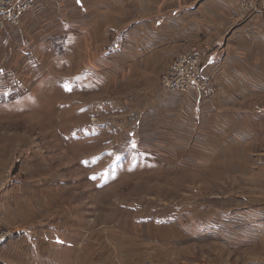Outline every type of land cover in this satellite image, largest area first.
<instances>
[{"label":"rangeland","instance_id":"rangeland-1","mask_svg":"<svg viewBox=\"0 0 264 264\" xmlns=\"http://www.w3.org/2000/svg\"><path fill=\"white\" fill-rule=\"evenodd\" d=\"M39 21L0 27V184L39 171L41 181L57 187L55 201L73 209L75 230L52 229L51 263L81 264L87 247L99 254L104 245L115 246L112 234L136 231L142 241L127 250L130 256L122 251L117 264H253L250 248L203 235L199 218L247 202L264 205L263 167L254 159L264 157V92L249 98L241 113L260 154L240 160L232 153L253 155L248 143L188 149L179 126L151 123V103L167 95L163 70L147 73L133 65L136 56L123 53L102 62L99 52L91 59L99 65L87 72L78 62L91 58L90 46L41 49L54 28ZM22 35L39 46L30 54L36 60L28 59ZM173 112L174 119L179 113ZM236 167L241 177L229 172Z\"/></svg>","mask_w":264,"mask_h":264},{"label":"crops","instance_id":"crops-1","mask_svg":"<svg viewBox=\"0 0 264 264\" xmlns=\"http://www.w3.org/2000/svg\"><path fill=\"white\" fill-rule=\"evenodd\" d=\"M236 1L37 0L36 10L25 15L22 26L37 25L39 19L44 18L47 25L54 28L41 49L57 46L56 49L70 51L80 47L77 44L86 43L90 46L91 58L86 60L85 57V64L81 60L78 63L85 65L87 72L99 65L91 59L95 55L98 57L100 52L103 57L98 59L102 62L120 53L134 55L137 57L134 66L142 65L147 68V73L152 67L157 73L165 71L178 55L193 45L210 43L213 51L206 64H217L207 70L217 87L212 101L203 103L195 94L166 93L165 101L151 103V123L165 121L166 129L179 126L188 149L204 150L211 144L216 151L228 145L233 148L248 143V151L254 153L255 136L244 128L241 113L249 98L264 92V13L251 12L246 19L238 20L231 14ZM21 37L22 46L27 49L24 50L29 52L28 59L36 60L38 56L30 54L39 46L31 39L23 38L24 35ZM174 109L179 115L173 119ZM234 152L240 160H250L260 154L248 155L242 150H232ZM223 154L229 160L225 151ZM254 159L262 164L258 176L264 178V157L259 155ZM203 160L207 162L211 158L207 156ZM232 170L229 172L240 173L241 177L242 172L237 167ZM38 173L11 176L0 184V228L14 232L2 248L3 264H52L51 259L56 253L52 246V229L75 230L73 209L55 201L57 187L52 186L55 185L52 180L41 181ZM199 220L203 235L213 234L220 242L234 248L244 245L252 251L250 263L264 264V205L247 202ZM141 231L139 229V234ZM135 232L130 231L131 235L124 236L112 234L110 239L115 246L104 245L99 254L87 247L80 263H119L118 256L123 255L122 251L130 256L128 251L135 248V242L142 241L136 238Z\"/></svg>","mask_w":264,"mask_h":264},{"label":"built area","instance_id":"built-area-1","mask_svg":"<svg viewBox=\"0 0 264 264\" xmlns=\"http://www.w3.org/2000/svg\"><path fill=\"white\" fill-rule=\"evenodd\" d=\"M36 5L37 0H0V27L18 26L23 16ZM257 11L264 13V0H237L231 8V14L238 20L246 19L251 12ZM212 51L213 45L205 43L202 46L193 45L178 55L160 76V84L165 92L195 94L199 101L210 103L217 92L212 74L207 72L210 66L217 64L216 62L206 64ZM13 234V231L7 229L0 231V264H3L2 248Z\"/></svg>","mask_w":264,"mask_h":264}]
</instances>
